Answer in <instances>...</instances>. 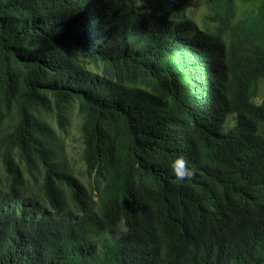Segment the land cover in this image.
I'll return each mask as SVG.
<instances>
[{
	"label": "trees",
	"instance_id": "trees-1",
	"mask_svg": "<svg viewBox=\"0 0 264 264\" xmlns=\"http://www.w3.org/2000/svg\"><path fill=\"white\" fill-rule=\"evenodd\" d=\"M190 3L0 0V264H264V0Z\"/></svg>",
	"mask_w": 264,
	"mask_h": 264
},
{
	"label": "rangeland",
	"instance_id": "rangeland-1",
	"mask_svg": "<svg viewBox=\"0 0 264 264\" xmlns=\"http://www.w3.org/2000/svg\"><path fill=\"white\" fill-rule=\"evenodd\" d=\"M189 11L192 15L196 16V20L200 21L202 19V16L207 11V0H191ZM240 14V13H239ZM238 14V15H239ZM259 98L257 102H260ZM76 120L74 121V124L71 126V130L68 131V135L66 137V145H67V152L69 153V156L71 159L75 160V166H76V172L78 174L80 172H83V166L80 163L79 152H80V144H79V135L76 131Z\"/></svg>",
	"mask_w": 264,
	"mask_h": 264
},
{
	"label": "clouds",
	"instance_id": "clouds-1",
	"mask_svg": "<svg viewBox=\"0 0 264 264\" xmlns=\"http://www.w3.org/2000/svg\"><path fill=\"white\" fill-rule=\"evenodd\" d=\"M168 167L178 183L190 179L193 175L189 162L183 156H177L171 159Z\"/></svg>",
	"mask_w": 264,
	"mask_h": 264
}]
</instances>
